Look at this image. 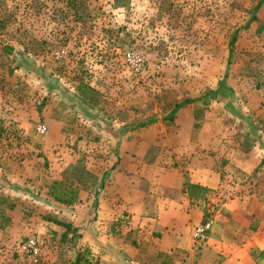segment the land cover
Returning <instances> with one entry per match:
<instances>
[{"label":"rangeland","instance_id":"obj_1","mask_svg":"<svg viewBox=\"0 0 264 264\" xmlns=\"http://www.w3.org/2000/svg\"><path fill=\"white\" fill-rule=\"evenodd\" d=\"M197 169L264 230V0H0V264H163L134 227Z\"/></svg>","mask_w":264,"mask_h":264},{"label":"crops","instance_id":"obj_2","mask_svg":"<svg viewBox=\"0 0 264 264\" xmlns=\"http://www.w3.org/2000/svg\"><path fill=\"white\" fill-rule=\"evenodd\" d=\"M219 181L217 173L197 169L191 170L187 183L216 189ZM166 196L163 206L157 210V218L145 219L134 227L133 233L143 248L140 252L149 254L148 260H163V264L260 263L252 260L251 254L254 250H264V230L254 232L246 226L215 225L202 242H196L194 234L205 213L202 207L192 204L194 197L185 189V181L177 182ZM117 264L121 262L117 260Z\"/></svg>","mask_w":264,"mask_h":264},{"label":"trees","instance_id":"obj_3","mask_svg":"<svg viewBox=\"0 0 264 264\" xmlns=\"http://www.w3.org/2000/svg\"><path fill=\"white\" fill-rule=\"evenodd\" d=\"M185 189L187 190V192L189 193V195H193L195 194V192H200V191H206V188L199 186V185H193V184H189V183H185ZM264 252V251H262ZM73 264H90L89 261L87 260H81L79 256H77L75 263Z\"/></svg>","mask_w":264,"mask_h":264},{"label":"built area","instance_id":"obj_4","mask_svg":"<svg viewBox=\"0 0 264 264\" xmlns=\"http://www.w3.org/2000/svg\"><path fill=\"white\" fill-rule=\"evenodd\" d=\"M209 229H210V223L209 222H206V223L201 224L196 229V232L194 234L195 241L196 242H202L205 239L206 234L209 231Z\"/></svg>","mask_w":264,"mask_h":264}]
</instances>
